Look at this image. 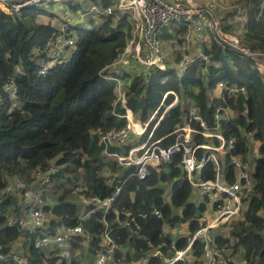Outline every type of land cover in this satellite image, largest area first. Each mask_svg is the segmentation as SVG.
Here are the masks:
<instances>
[{
    "label": "trees",
    "instance_id": "obj_1",
    "mask_svg": "<svg viewBox=\"0 0 264 264\" xmlns=\"http://www.w3.org/2000/svg\"><path fill=\"white\" fill-rule=\"evenodd\" d=\"M262 1L241 0L249 8V21L241 36L251 50L264 53ZM108 4L104 0V5ZM55 14L43 6L13 14L0 8V244L3 250L7 252L15 244L23 245L30 252L32 263L45 260L46 249L37 248L31 242L34 235L6 225L7 215L20 209V196L10 195L5 188L12 176L30 182L34 172L45 171L52 164L58 166V171L51 174L50 183L39 185L42 192L58 200L46 209L50 232L78 224L80 194L105 197L116 185L124 187L115 202V211L96 212L84 223L91 239L87 246L77 244L76 247L91 262L105 229L104 219L110 223L111 234L120 245L116 257H124L126 262L139 259L160 243L164 239L165 223L177 227L187 225L195 233L200 227L198 217L206 206L192 202L189 181H173L181 173L180 154L165 164L164 171H153L146 179H140L136 167H119L117 161L104 153L101 143L102 133L127 124L123 116L125 108L121 103L116 104V84L102 77L101 71L127 47L133 29L130 15H124L117 22L105 15L96 25L76 28L77 42L69 61L41 74L45 45L58 31L54 19L60 16ZM171 25L176 34L164 30L161 38L163 41L176 38L180 42L186 27L175 21ZM224 29L235 31L234 25L227 21ZM205 54L212 61L208 79L203 73L206 64L203 60H196L183 75L171 68L166 73L156 69L146 76L144 68L133 66L132 72L125 75L127 105L134 112L141 110L149 115L159 107L163 94L173 90L182 100L190 99L210 124L214 122L217 107H231L233 119L224 121L223 132L228 139L236 138L235 153L244 156L250 152L247 133L251 132L261 143V156L255 159L257 185L244 220L231 225L230 234L235 241L231 243L220 234L218 244L243 254L247 264H264V74L250 57L216 38L205 48ZM220 81L245 86L246 93L232 95L225 91L210 102L212 89ZM10 84L17 87L16 97L5 90ZM173 99L174 95L170 94L165 102L168 104ZM187 114L184 105L173 107L154 131V138L173 132L186 122ZM174 140L175 135H170L161 144L168 146ZM106 170L119 171V177L111 184L104 176ZM207 177H212L211 166ZM164 181L172 182L170 198H165L161 186ZM155 208L163 213L164 219L154 215ZM140 213L145 216L140 217ZM129 215H137L139 229L134 224L123 227L117 223V219L126 220ZM176 245L183 248L187 240L179 239ZM131 247L136 251H129ZM201 251V242H196L193 258L184 264H201Z\"/></svg>",
    "mask_w": 264,
    "mask_h": 264
},
{
    "label": "built area",
    "instance_id": "obj_2",
    "mask_svg": "<svg viewBox=\"0 0 264 264\" xmlns=\"http://www.w3.org/2000/svg\"><path fill=\"white\" fill-rule=\"evenodd\" d=\"M108 1L110 4L104 5V0H0V8L13 14L35 6H56L60 24L57 34L45 45L41 74L47 73L57 64L69 61L77 42L76 28L96 25L105 15H110L115 22L126 14L130 15L133 29L128 46L101 71L102 77L116 84V104L121 103L125 108L126 113L123 116L127 118L125 127L102 133L104 153L117 161L122 169L136 167V174L140 179H146L153 171H164L165 164L180 154L178 166L181 173L173 181H189L192 185V202L206 206L198 217L200 227L192 234L190 231L181 230V226L165 223L162 230L164 239L139 259L126 262L124 257H116L115 253L120 245L111 234L110 223L104 219L105 229L100 234L99 248L96 249L91 262L85 253L76 247L77 244L87 246L90 242L91 235L86 232L84 223L96 212L108 214L115 211V202L124 187L122 184L116 185L105 197L80 194L78 224L66 225L50 232L46 209L54 206L58 200L42 192L39 185L50 183L51 174L58 171V166L52 164L45 171L34 172L30 182L17 175L12 176L5 188L10 195L20 196V209L7 215L6 225L34 235V238L31 236V242L37 248L46 249L45 260L32 263L27 247L15 244L6 252L0 244V264H184L193 258L196 242L202 244L201 264H247L243 254L233 253L226 245L219 246L218 238L223 234L231 243L235 241V237L230 234L231 225L244 220V212L254 194L257 185L255 159L261 156V143L254 138L253 133L248 132L250 152L244 156L236 154V138L228 139L223 132L224 121L233 119L231 107H217L214 122L210 124L190 99L182 100L173 90L163 94L159 107L149 115H145L141 110L134 112L127 105L128 83L125 78L126 74L132 72L133 66L144 68L146 76L156 69L166 73L171 68H174L178 75H183L192 63L203 60L206 63L202 68L203 73L208 79L212 61L205 54V48L211 46L212 39L216 36L222 38L228 46L250 57L264 74V53L251 50L241 39L249 21L247 4L238 1L225 5L222 0ZM77 5L80 7L75 11L74 7ZM261 8V14L264 16V0ZM172 21L186 27L185 33L180 36V42L176 38L169 39L171 43L176 44L175 56L178 60L173 64L168 63L161 38L165 28L169 27ZM225 21L234 25L236 34L224 29ZM5 90L16 97L17 87L14 84L5 86ZM225 91L238 95L245 94L246 88L220 81L212 89L210 102L221 97ZM170 94L174 95V99L167 104L165 101ZM183 102L187 104L186 122L178 125L173 132L155 139L156 128L173 107L184 105ZM161 107L163 110H160ZM152 124L153 128L147 134ZM170 135H175L174 142L168 146L162 145V141ZM111 147H114L113 151ZM209 166L212 168L210 178L207 177ZM104 176L107 183L111 184L119 177V171L106 170ZM171 184L172 182L167 181L161 183L165 198L171 197ZM153 213L157 218L164 219L159 209H153ZM138 215L145 216L143 213ZM117 221L123 227L134 224L137 229L140 228L137 215ZM183 238L187 240V245L183 248L177 247V240ZM29 239L30 237L27 240ZM129 251L135 252L136 248L131 247Z\"/></svg>",
    "mask_w": 264,
    "mask_h": 264
},
{
    "label": "rangeland",
    "instance_id": "obj_3",
    "mask_svg": "<svg viewBox=\"0 0 264 264\" xmlns=\"http://www.w3.org/2000/svg\"><path fill=\"white\" fill-rule=\"evenodd\" d=\"M239 1V3H242L241 0H222L223 4L225 5H230V4H234L237 3ZM46 9H48L50 12H57L56 6L54 4H51L49 7H45ZM228 11V10H227ZM57 14V13H56ZM55 14V15H56ZM58 15V14H57ZM54 23L60 24V18L56 17V19H54ZM168 28V29H167ZM172 31V32H176L175 28L173 27V25H171L170 27H166L165 31ZM176 34V33H175ZM234 34H236V32L234 31ZM243 40V38H241ZM130 42V39L128 41V44ZM163 45L165 46V51L167 53V59H168V63H176V59L177 56H175V52H176V44L175 43H171L169 40L168 41H163ZM128 46V45H127ZM169 55V58H168ZM171 55V58H170ZM184 103V102H183ZM184 107L187 108V104L184 103Z\"/></svg>",
    "mask_w": 264,
    "mask_h": 264
},
{
    "label": "water",
    "instance_id": "obj_4",
    "mask_svg": "<svg viewBox=\"0 0 264 264\" xmlns=\"http://www.w3.org/2000/svg\"><path fill=\"white\" fill-rule=\"evenodd\" d=\"M216 38H217V40H218L219 42H221L222 44L228 46V44H227L222 38H220L219 36H216Z\"/></svg>",
    "mask_w": 264,
    "mask_h": 264
},
{
    "label": "crops",
    "instance_id": "obj_5",
    "mask_svg": "<svg viewBox=\"0 0 264 264\" xmlns=\"http://www.w3.org/2000/svg\"><path fill=\"white\" fill-rule=\"evenodd\" d=\"M168 58H169V55H168ZM170 58H171V55H170ZM181 230L189 231L187 225L182 226Z\"/></svg>",
    "mask_w": 264,
    "mask_h": 264
}]
</instances>
